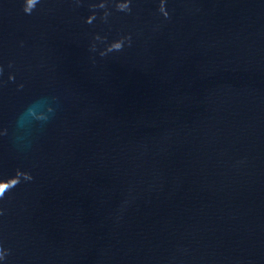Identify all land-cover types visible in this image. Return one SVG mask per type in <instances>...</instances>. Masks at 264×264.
<instances>
[{"label":"water","instance_id":"95a60500","mask_svg":"<svg viewBox=\"0 0 264 264\" xmlns=\"http://www.w3.org/2000/svg\"><path fill=\"white\" fill-rule=\"evenodd\" d=\"M26 5L0 0V264H264V0Z\"/></svg>","mask_w":264,"mask_h":264},{"label":"clouds","instance_id":"9594fccd","mask_svg":"<svg viewBox=\"0 0 264 264\" xmlns=\"http://www.w3.org/2000/svg\"><path fill=\"white\" fill-rule=\"evenodd\" d=\"M37 2H38V0H27V5L24 6V11L27 13H30L32 11V9L35 7ZM161 11H164L163 3L161 4ZM165 15H167V13H165ZM120 47H121V44L118 43V44H115L113 48L119 49ZM16 183H17V180H16ZM15 184H13V185H15ZM9 188H7L5 190H0V196H3L4 193L6 192V190H8ZM2 256H3V253L0 252V258H2Z\"/></svg>","mask_w":264,"mask_h":264},{"label":"snow or ice","instance_id":"6c2138e0","mask_svg":"<svg viewBox=\"0 0 264 264\" xmlns=\"http://www.w3.org/2000/svg\"><path fill=\"white\" fill-rule=\"evenodd\" d=\"M0 190H3V189H0Z\"/></svg>","mask_w":264,"mask_h":264}]
</instances>
